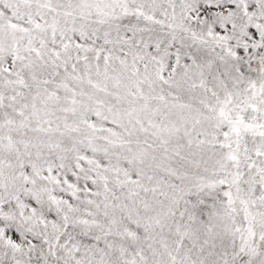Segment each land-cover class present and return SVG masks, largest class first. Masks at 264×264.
Masks as SVG:
<instances>
[{"label":"snow or ice","instance_id":"snow-or-ice-1","mask_svg":"<svg viewBox=\"0 0 264 264\" xmlns=\"http://www.w3.org/2000/svg\"><path fill=\"white\" fill-rule=\"evenodd\" d=\"M0 264H264V0H0Z\"/></svg>","mask_w":264,"mask_h":264}]
</instances>
